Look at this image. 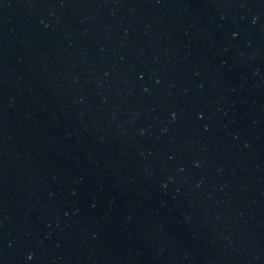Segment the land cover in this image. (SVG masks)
Wrapping results in <instances>:
<instances>
[{"label":"water","instance_id":"obj_1","mask_svg":"<svg viewBox=\"0 0 264 264\" xmlns=\"http://www.w3.org/2000/svg\"><path fill=\"white\" fill-rule=\"evenodd\" d=\"M0 264H264V0H0Z\"/></svg>","mask_w":264,"mask_h":264}]
</instances>
